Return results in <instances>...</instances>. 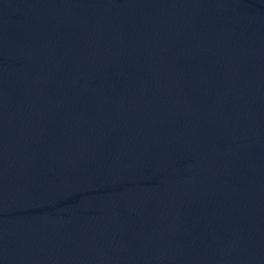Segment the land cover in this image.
I'll return each instance as SVG.
<instances>
[{"label": "water", "instance_id": "95a60500", "mask_svg": "<svg viewBox=\"0 0 264 264\" xmlns=\"http://www.w3.org/2000/svg\"><path fill=\"white\" fill-rule=\"evenodd\" d=\"M0 264H264V0H0Z\"/></svg>", "mask_w": 264, "mask_h": 264}]
</instances>
